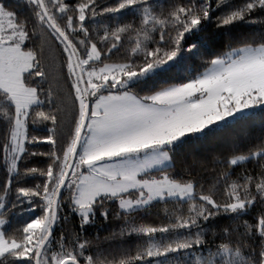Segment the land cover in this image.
<instances>
[{
    "label": "snow or ice",
    "instance_id": "1",
    "mask_svg": "<svg viewBox=\"0 0 264 264\" xmlns=\"http://www.w3.org/2000/svg\"><path fill=\"white\" fill-rule=\"evenodd\" d=\"M0 264H264V0H0Z\"/></svg>",
    "mask_w": 264,
    "mask_h": 264
},
{
    "label": "trees",
    "instance_id": "2",
    "mask_svg": "<svg viewBox=\"0 0 264 264\" xmlns=\"http://www.w3.org/2000/svg\"><path fill=\"white\" fill-rule=\"evenodd\" d=\"M102 234H103V233H102ZM134 240H135V238H133V240L129 241V243H133V242H134Z\"/></svg>",
    "mask_w": 264,
    "mask_h": 264
}]
</instances>
